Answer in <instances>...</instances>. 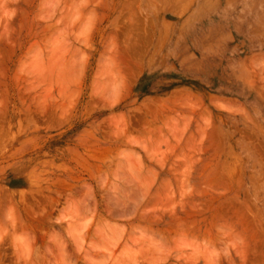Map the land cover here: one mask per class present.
Segmentation results:
<instances>
[{
	"label": "rangeland",
	"instance_id": "374dc122",
	"mask_svg": "<svg viewBox=\"0 0 264 264\" xmlns=\"http://www.w3.org/2000/svg\"><path fill=\"white\" fill-rule=\"evenodd\" d=\"M0 264H264V0H0Z\"/></svg>",
	"mask_w": 264,
	"mask_h": 264
},
{
	"label": "bare ground",
	"instance_id": "6f19581e",
	"mask_svg": "<svg viewBox=\"0 0 264 264\" xmlns=\"http://www.w3.org/2000/svg\"><path fill=\"white\" fill-rule=\"evenodd\" d=\"M65 250V249H64ZM62 251V250H61ZM64 253V252H63Z\"/></svg>",
	"mask_w": 264,
	"mask_h": 264
}]
</instances>
